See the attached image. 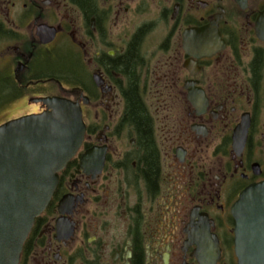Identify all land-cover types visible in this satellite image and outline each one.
<instances>
[{
  "label": "flooded vegetation",
  "instance_id": "flooded-vegetation-1",
  "mask_svg": "<svg viewBox=\"0 0 264 264\" xmlns=\"http://www.w3.org/2000/svg\"><path fill=\"white\" fill-rule=\"evenodd\" d=\"M54 97L86 134L19 264H240L232 209L264 182V0H0V126Z\"/></svg>",
  "mask_w": 264,
  "mask_h": 264
},
{
  "label": "water",
  "instance_id": "water-1",
  "mask_svg": "<svg viewBox=\"0 0 264 264\" xmlns=\"http://www.w3.org/2000/svg\"><path fill=\"white\" fill-rule=\"evenodd\" d=\"M44 101L50 111L0 126V264H19L59 173L86 134L77 103L56 97ZM232 212L240 264H264V182L246 189Z\"/></svg>",
  "mask_w": 264,
  "mask_h": 264
},
{
  "label": "trees",
  "instance_id": "trees-1",
  "mask_svg": "<svg viewBox=\"0 0 264 264\" xmlns=\"http://www.w3.org/2000/svg\"><path fill=\"white\" fill-rule=\"evenodd\" d=\"M134 103H135L134 111L136 112V116H137L138 115L137 114L138 103H136L135 99H134ZM138 111H139V109H138Z\"/></svg>",
  "mask_w": 264,
  "mask_h": 264
}]
</instances>
